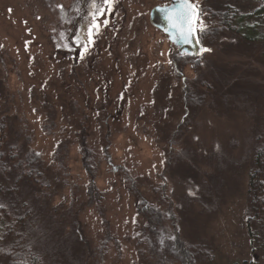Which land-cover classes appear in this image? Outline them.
<instances>
[{
    "label": "rangeland",
    "instance_id": "374dc122",
    "mask_svg": "<svg viewBox=\"0 0 264 264\" xmlns=\"http://www.w3.org/2000/svg\"><path fill=\"white\" fill-rule=\"evenodd\" d=\"M164 1L0 0V161L40 171H0V205L42 264H264V0H192L196 56L150 24Z\"/></svg>",
    "mask_w": 264,
    "mask_h": 264
},
{
    "label": "trees",
    "instance_id": "16d2710c",
    "mask_svg": "<svg viewBox=\"0 0 264 264\" xmlns=\"http://www.w3.org/2000/svg\"><path fill=\"white\" fill-rule=\"evenodd\" d=\"M199 41L202 39L199 32L197 31ZM201 42V41H200ZM3 129V127H1ZM1 129V130H2ZM0 130V137L5 135L3 130V135ZM10 144L3 143L2 151L4 157L6 156L5 160L0 161V171L5 173L4 176H9L12 171H8V167L11 165V169L17 170L18 166L23 165L24 173L17 172V177L14 179V183H17L21 180L24 182L30 181L32 175L36 176L37 173H40L38 168L34 166L37 164V156L31 153H23L22 156L19 155L18 147L14 145L9 147ZM27 163V165H25ZM254 164L255 169L250 175L249 180V190L251 194V217L249 218V223L252 220H258L264 225V142H261L259 147L256 149L254 154ZM34 167H32V166ZM38 165V164H37ZM20 170V168H18ZM16 173V172H15ZM147 211L146 218L148 217L150 222L154 225H157L159 222V213L151 208H144ZM28 215V212L24 213V217ZM9 215L4 210L3 207H0V264H42L40 258L31 250L29 247H26L22 242L21 238L19 237L18 233H12L11 230L12 226L8 223ZM10 229V230H9ZM7 230V231H5ZM6 232L4 235L12 236V242L10 243L9 247H4L3 242L5 236L3 233ZM8 238V237H6ZM105 246V244H104Z\"/></svg>",
    "mask_w": 264,
    "mask_h": 264
},
{
    "label": "snow or ice",
    "instance_id": "6c2138e0",
    "mask_svg": "<svg viewBox=\"0 0 264 264\" xmlns=\"http://www.w3.org/2000/svg\"><path fill=\"white\" fill-rule=\"evenodd\" d=\"M105 3L108 0H104ZM165 13V17L168 20L169 28L174 32L183 43H191L195 40V43L199 45V39H196L195 33L197 26L201 33L205 30V25L202 22L199 7L192 2V0H179L175 2L172 8L161 9ZM210 51V49L199 48L198 52ZM171 62V61H170ZM196 139H199L196 137ZM2 207V205H0Z\"/></svg>",
    "mask_w": 264,
    "mask_h": 264
},
{
    "label": "water",
    "instance_id": "95a60500",
    "mask_svg": "<svg viewBox=\"0 0 264 264\" xmlns=\"http://www.w3.org/2000/svg\"><path fill=\"white\" fill-rule=\"evenodd\" d=\"M175 2L178 3L179 0H175ZM173 6L174 0H165L162 4L154 5L149 11V22L155 28L159 29L166 36L167 40L177 48L179 55L196 56L201 53L198 52V49L202 47L201 44L199 43V45H197L195 40L191 43H183L180 38L171 31L165 13L161 11L163 8H172ZM197 31L195 33L196 39H198Z\"/></svg>",
    "mask_w": 264,
    "mask_h": 264
}]
</instances>
